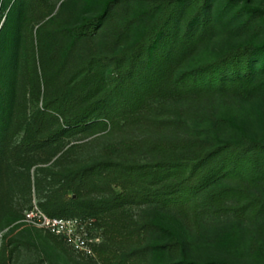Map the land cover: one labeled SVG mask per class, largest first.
I'll use <instances>...</instances> for the list:
<instances>
[{"label": "trees", "instance_id": "trees-1", "mask_svg": "<svg viewBox=\"0 0 264 264\" xmlns=\"http://www.w3.org/2000/svg\"><path fill=\"white\" fill-rule=\"evenodd\" d=\"M36 1L16 0L4 17L5 30L16 34L0 37V159L10 140L8 100L16 81L8 50L13 43L21 79L39 92L50 78L46 62L56 48V33L67 46L62 64L106 26L108 46L76 56L67 85L43 94L22 150L34 151L76 132L113 131L120 122L123 129L145 121L157 131L135 141L149 157L144 161L106 157L61 173L52 195L70 190L76 198L56 196L40 203L42 211L89 218L128 204H155L195 222L208 211L229 214L251 224L256 245L264 247V9L252 0H102L96 14L70 26L62 25L65 16H51L55 24L43 31L40 50L38 33L36 42L26 40L33 29L30 10L40 6ZM216 31L227 33L225 48L192 62L205 54ZM229 103L236 108L224 112ZM193 121L206 127L183 135ZM224 128L233 133L224 135ZM84 191L101 196L86 198ZM150 229L164 240L130 246L107 264H144L146 255L159 252L162 260L146 264H239L200 262L189 256L173 229L151 220L135 222L137 234Z\"/></svg>", "mask_w": 264, "mask_h": 264}, {"label": "rangeland", "instance_id": "rangeland-1", "mask_svg": "<svg viewBox=\"0 0 264 264\" xmlns=\"http://www.w3.org/2000/svg\"><path fill=\"white\" fill-rule=\"evenodd\" d=\"M15 3L16 0H0V37L4 32H8L10 37L16 34L11 28L7 30L4 28V17ZM101 3L102 0H37L36 4L40 6L34 5L30 10L33 29L28 33L26 40L29 42L32 38L36 42L35 35L38 33L37 39L41 50L43 31L55 24L49 20L51 16H55L54 20H58L60 15L65 16L62 25L70 26L80 21L83 16L96 14L101 8ZM252 4L264 9V0H252ZM138 8L140 7L136 9ZM106 27L98 30L97 37L74 48L69 60L66 59L64 64L62 53L67 46L63 44L65 41L62 35L56 33V48L51 56L48 53L46 62L50 78L47 83L40 84L39 92L38 90L34 92L30 82H26L24 78V81H21L23 79L17 70L21 59L17 54L14 57L13 43L8 50L6 61L12 63V69L16 70L14 71L16 81L8 100L11 108L9 124L12 127L10 140L0 159V264H107L109 260L117 261V256L130 246L139 243H159L164 240V235L153 229L141 230L137 234L135 222L149 220L177 232L185 242L189 256L200 262L225 259L239 264L264 263V247L256 245L258 238L253 232V226L229 214L208 211L195 222L176 209L163 208L155 204H128L115 213L89 217L93 220L91 232L99 238V242L93 245V252L90 255L75 251L62 239L23 222L24 211L33 205L41 209L40 203L56 196L64 199L76 198L70 190L59 191L56 196L52 195L55 189L59 190L58 179L61 173L106 157L126 156L139 161L149 158L135 145V141L143 136L157 134V131L145 121L140 124L130 123L123 129L120 128L122 125L120 122L119 127L113 131L107 128L95 132H76L70 136L60 137L34 151H24L20 148L23 140L30 137L29 129L31 130V125L33 126L42 108L43 94L51 95L53 91L67 85L71 73L77 66L76 56L92 48L103 50L108 46V38L104 31ZM226 34L225 31H216L205 54L194 57L192 62L197 63L206 56L213 57L223 50L226 46ZM231 34L236 35V32ZM16 51L20 53V48L18 47ZM236 105L229 103L224 112L231 111ZM1 112L0 108V116ZM205 127L204 122L193 121L188 129L183 131V135L200 134ZM232 131L224 128L223 134H232ZM112 187L114 191H120L119 187L115 185ZM82 194L86 198L101 196L96 191H84ZM151 259L160 261L163 254L159 252L146 255L143 263L146 264L147 260Z\"/></svg>", "mask_w": 264, "mask_h": 264}, {"label": "built area", "instance_id": "built-area-1", "mask_svg": "<svg viewBox=\"0 0 264 264\" xmlns=\"http://www.w3.org/2000/svg\"><path fill=\"white\" fill-rule=\"evenodd\" d=\"M23 222L65 241L75 251L85 255L93 252V245L99 238L91 232V218L51 217L37 205L24 211Z\"/></svg>", "mask_w": 264, "mask_h": 264}]
</instances>
